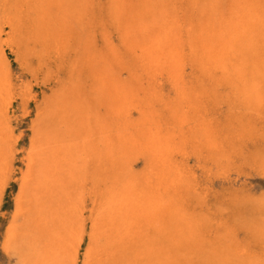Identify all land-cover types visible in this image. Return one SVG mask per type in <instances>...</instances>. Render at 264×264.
I'll return each mask as SVG.
<instances>
[{"label": "bare ground", "instance_id": "bare-ground-1", "mask_svg": "<svg viewBox=\"0 0 264 264\" xmlns=\"http://www.w3.org/2000/svg\"><path fill=\"white\" fill-rule=\"evenodd\" d=\"M102 1L0 0V173L30 97L6 47L56 82L3 251L80 264L89 222L82 264H264V0Z\"/></svg>", "mask_w": 264, "mask_h": 264}, {"label": "rangeland", "instance_id": "rangeland-1", "mask_svg": "<svg viewBox=\"0 0 264 264\" xmlns=\"http://www.w3.org/2000/svg\"><path fill=\"white\" fill-rule=\"evenodd\" d=\"M226 1V0H225ZM106 0L102 1L105 4ZM9 60L13 72L16 76L21 78L29 85L30 97L28 101L18 100L14 105V114L11 120V127L13 130V136L10 148V156L8 159V170L0 173V264H21L20 258L13 251L10 255L3 251V245L6 240V233L14 220L16 215L17 203L16 200L20 194V182L21 170L24 168V156L30 146V138L32 135L33 121L36 120L37 104L42 102L43 96H49L52 89L56 86V82L49 76L47 69H40L33 77L31 73L23 72L15 61V57L12 55L8 47H6ZM33 64L35 69L39 66L38 61L34 60ZM56 66V65H55ZM54 68V67H53ZM251 186L254 192L259 193L264 191V179L255 177L251 174ZM89 199L86 206H89ZM89 208H83L82 218L86 219ZM82 219V220H83ZM21 220V218H19ZM85 224V223H84ZM85 233L83 241L81 243L80 250V264L84 260L85 251L88 245L89 235V222L85 226Z\"/></svg>", "mask_w": 264, "mask_h": 264}]
</instances>
